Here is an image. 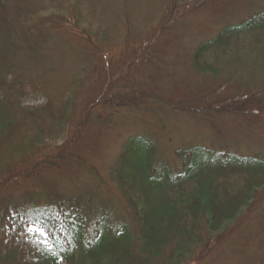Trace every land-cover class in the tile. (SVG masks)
Returning <instances> with one entry per match:
<instances>
[{
    "label": "trees",
    "instance_id": "1",
    "mask_svg": "<svg viewBox=\"0 0 264 264\" xmlns=\"http://www.w3.org/2000/svg\"><path fill=\"white\" fill-rule=\"evenodd\" d=\"M194 1L0 0V264H264V154L195 145L175 165L138 134L108 168L117 192L57 184L93 169L86 157L122 112L185 106L258 126L264 9L190 45ZM110 30L122 42L108 46ZM240 56L243 74L220 70ZM183 73L200 84L180 86ZM212 96L208 113L192 109ZM31 97L46 102L25 105Z\"/></svg>",
    "mask_w": 264,
    "mask_h": 264
},
{
    "label": "rangeland",
    "instance_id": "2",
    "mask_svg": "<svg viewBox=\"0 0 264 264\" xmlns=\"http://www.w3.org/2000/svg\"><path fill=\"white\" fill-rule=\"evenodd\" d=\"M193 3L191 8L184 12L185 15L190 17L197 14V17L192 20L193 23L188 28V33L181 37L184 38L181 40L182 42L190 45H198L202 39L212 37L218 30L226 26L228 22H236L264 9V0H196ZM192 12L195 14H192ZM105 32L102 30V33ZM110 33L108 46L122 42V39L120 40L118 37L122 38L123 36H120L118 32L110 30ZM175 52L178 54L180 50L176 47ZM240 53L242 51L238 54ZM175 58L176 54L173 53L168 60L172 62ZM246 61L247 58L245 56H240L236 61L233 58L222 57L221 62H219V68L225 72V75L236 71L243 74L242 71H246L248 66H250L248 63L246 64ZM210 62L211 65H214L215 59L211 58ZM252 67L248 70L249 72H253ZM176 69L177 67L170 68L172 72ZM255 69L258 70L259 68L255 67ZM181 76L185 79L180 86H191L194 88V86L200 84L197 77L190 79V76L184 73ZM247 78L248 74L242 77H236L233 74V80L237 85L243 83ZM182 98L187 100V97L182 96ZM45 102L46 100L43 97H31L25 101V105L40 106L45 104ZM200 103L199 105L198 101H196L192 109H197L201 106L198 110H205L208 113L209 109L217 104L214 96ZM256 109L259 116L256 119L255 116H249L251 120L255 119L254 122L258 123V126L248 125L245 130L238 126L243 122L239 118L225 116L223 120L213 121L214 115H196L193 110L186 112L185 110L188 109L185 106L176 110L162 109V112H155L154 110L122 112V114L126 115L127 120L123 119L121 115L117 116L114 124L112 123L100 136L95 145L96 151L91 152V155L86 157L89 164L92 163L93 169L90 171L74 170L76 172H72L73 174L69 176L71 181L63 177L58 179L61 182L58 181L57 184L63 191L75 194H83L89 187L92 188L91 192H97L100 196L104 193V189L100 185H107L117 192L116 184L113 185L110 182L108 168L115 164L117 154L124 147V142L130 136L138 134L152 136L154 141L162 148L161 154L166 157L164 158L170 157L175 162V165H178V150L195 145H203L213 150L225 149L238 154H264V114H260L263 109ZM237 110L239 108L236 106L232 107L233 113L237 114ZM60 143L58 142L57 144ZM89 164L86 163L84 167ZM96 173L98 176L97 180L93 178ZM32 233L40 237L41 239L38 240H41L42 243H46L43 232L32 230ZM31 257L27 256L28 260Z\"/></svg>",
    "mask_w": 264,
    "mask_h": 264
},
{
    "label": "snow or ice",
    "instance_id": "3",
    "mask_svg": "<svg viewBox=\"0 0 264 264\" xmlns=\"http://www.w3.org/2000/svg\"><path fill=\"white\" fill-rule=\"evenodd\" d=\"M30 230L37 231V232H45V230L42 227H36L35 225H33V227Z\"/></svg>",
    "mask_w": 264,
    "mask_h": 264
}]
</instances>
